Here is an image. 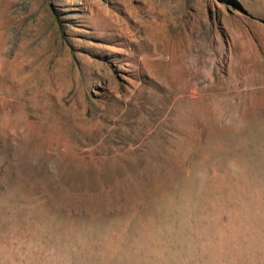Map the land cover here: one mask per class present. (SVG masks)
I'll return each instance as SVG.
<instances>
[{"label": "rangeland", "instance_id": "374dc122", "mask_svg": "<svg viewBox=\"0 0 264 264\" xmlns=\"http://www.w3.org/2000/svg\"><path fill=\"white\" fill-rule=\"evenodd\" d=\"M0 264H264V0H0Z\"/></svg>", "mask_w": 264, "mask_h": 264}]
</instances>
